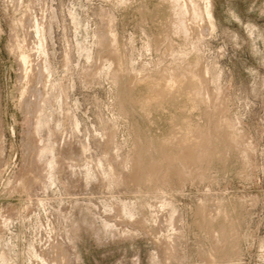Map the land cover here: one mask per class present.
I'll list each match as a JSON object with an SVG mask.
<instances>
[{
    "label": "rangeland",
    "instance_id": "374dc122",
    "mask_svg": "<svg viewBox=\"0 0 264 264\" xmlns=\"http://www.w3.org/2000/svg\"><path fill=\"white\" fill-rule=\"evenodd\" d=\"M0 264H264V0H0Z\"/></svg>",
    "mask_w": 264,
    "mask_h": 264
}]
</instances>
